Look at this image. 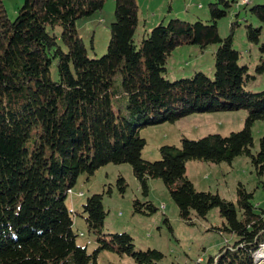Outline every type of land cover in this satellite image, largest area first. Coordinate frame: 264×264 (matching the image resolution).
Segmentation results:
<instances>
[{
	"label": "trees",
	"instance_id": "obj_1",
	"mask_svg": "<svg viewBox=\"0 0 264 264\" xmlns=\"http://www.w3.org/2000/svg\"><path fill=\"white\" fill-rule=\"evenodd\" d=\"M233 1H212L206 20L160 21L137 41V0H115L107 51L93 57L76 22L101 10L106 0H23L15 18L0 0V264H99L102 250L157 264L164 256L160 250L136 249L129 233L104 231L102 193L88 196L83 204L97 246L89 251L77 240L68 189L81 173L89 177L110 162L131 163L145 196L149 179L161 178L185 221L192 222L193 214L206 217L218 207L224 219L218 229L235 239L207 264H254L253 253L264 243V208L254 203V191L239 181L235 202L198 189L187 175L190 160L232 163L239 155L249 156L257 175L264 174V134L258 150H252L253 125L264 120V89L247 88L255 75L240 62L241 52L233 45L238 17L227 35L218 28ZM250 12L259 24L246 22V35L258 43L264 2L253 3ZM181 44L201 49L217 44L213 76L198 70L168 78V58ZM256 71H264V56ZM239 108L247 109L239 130L162 144L159 159L142 155V126ZM117 183L123 191L122 175ZM133 204L140 212L158 209L149 200L136 198Z\"/></svg>",
	"mask_w": 264,
	"mask_h": 264
},
{
	"label": "rangeland",
	"instance_id": "obj_2",
	"mask_svg": "<svg viewBox=\"0 0 264 264\" xmlns=\"http://www.w3.org/2000/svg\"><path fill=\"white\" fill-rule=\"evenodd\" d=\"M216 0H137L139 26L136 40H140L146 30H151L160 21L168 22L172 17L188 21L210 18L209 4ZM232 1V0H231ZM235 1V2H234ZM230 12L218 22L222 36L230 32L235 24L233 45L240 50V62L249 66L255 75L247 83L253 91L264 89V71L258 73L256 64L264 56V28L258 43L248 40L246 22L258 25L259 21L250 12L253 3L264 0H234ZM23 0H5L9 17L15 18L18 7ZM245 3V4H244ZM115 0H106L103 8L91 16L79 18L76 22L80 36L83 38L90 56L98 57L107 51L110 36V23L115 18ZM217 44H210L201 49L197 44H181L171 53L167 61V76L170 79L186 77L202 70L213 76L215 69V50ZM56 75V66H53ZM246 108L219 110L213 112H196L183 116L175 122H161L142 126L140 133L146 139L142 155L149 160L160 158L162 144L181 143L182 137L198 138L212 132L228 134L244 126ZM254 136L253 152L259 148V138L264 134V120H257L252 128ZM122 175L126 180L122 191L117 183ZM187 175L198 189L218 192L221 196L236 202V187L239 181L254 191V203L264 208V174L258 176L251 159L247 155L236 156L232 163H219L190 160L187 163ZM67 204L74 212L73 229L78 234L81 245H87L89 251L96 246L95 236L88 231L83 214V204L88 196L102 193L106 210L104 231L107 233L127 232L133 238L136 249L156 248L164 256L157 264H207L213 255L218 258L222 246L234 242V235L220 231L223 217L218 207L209 210L206 217L192 215L193 221H185L180 216L179 208L173 200L169 189L161 178L149 179V193L145 196L140 183L129 162L107 163L95 170L88 177L86 173L78 176L73 189H68ZM142 202L151 201L158 209L153 213L134 209V199ZM90 239V241H88ZM99 264H141L129 254H118L111 250H102L98 255ZM254 264H264V243L253 253Z\"/></svg>",
	"mask_w": 264,
	"mask_h": 264
},
{
	"label": "built area",
	"instance_id": "obj_3",
	"mask_svg": "<svg viewBox=\"0 0 264 264\" xmlns=\"http://www.w3.org/2000/svg\"><path fill=\"white\" fill-rule=\"evenodd\" d=\"M249 0H244V2H248Z\"/></svg>",
	"mask_w": 264,
	"mask_h": 264
},
{
	"label": "crops",
	"instance_id": "obj_4",
	"mask_svg": "<svg viewBox=\"0 0 264 264\" xmlns=\"http://www.w3.org/2000/svg\"><path fill=\"white\" fill-rule=\"evenodd\" d=\"M250 2V1H249ZM245 4V3H244ZM196 113V112H195ZM200 113V112H199Z\"/></svg>",
	"mask_w": 264,
	"mask_h": 264
}]
</instances>
